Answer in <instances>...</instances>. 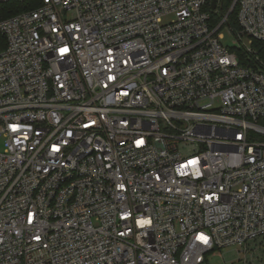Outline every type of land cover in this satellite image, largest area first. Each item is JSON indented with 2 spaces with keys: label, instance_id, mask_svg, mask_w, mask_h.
<instances>
[{
  "label": "built area",
  "instance_id": "obj_1",
  "mask_svg": "<svg viewBox=\"0 0 264 264\" xmlns=\"http://www.w3.org/2000/svg\"><path fill=\"white\" fill-rule=\"evenodd\" d=\"M211 1L0 21V264H208L264 239V64L222 45ZM236 6L254 53L264 0Z\"/></svg>",
  "mask_w": 264,
  "mask_h": 264
},
{
  "label": "trees",
  "instance_id": "obj_2",
  "mask_svg": "<svg viewBox=\"0 0 264 264\" xmlns=\"http://www.w3.org/2000/svg\"><path fill=\"white\" fill-rule=\"evenodd\" d=\"M43 0H10L7 2L0 3V21L8 19L17 14L35 10L42 4ZM235 0H219V8L215 12H211L209 6L208 11L211 12L212 22L218 25L222 19L230 12L232 5ZM238 15V6L229 14L227 25L232 30L234 35L237 37L240 27L237 20ZM254 53H248L246 49L240 48L236 49L234 52L240 59L241 63L244 65L255 64V54L264 64V43L263 42H254L252 44Z\"/></svg>",
  "mask_w": 264,
  "mask_h": 264
},
{
  "label": "rangeland",
  "instance_id": "obj_3",
  "mask_svg": "<svg viewBox=\"0 0 264 264\" xmlns=\"http://www.w3.org/2000/svg\"><path fill=\"white\" fill-rule=\"evenodd\" d=\"M170 21V18L165 19ZM219 33L223 35L222 45L229 50L248 46V39L243 38L238 41L232 30L226 26ZM208 264H264V239L249 245L246 249L236 246L225 247L207 257Z\"/></svg>",
  "mask_w": 264,
  "mask_h": 264
},
{
  "label": "water",
  "instance_id": "obj_4",
  "mask_svg": "<svg viewBox=\"0 0 264 264\" xmlns=\"http://www.w3.org/2000/svg\"><path fill=\"white\" fill-rule=\"evenodd\" d=\"M235 4H236V0L234 1V4L232 5V8H231L229 14L234 10V8H235ZM218 5H219V0H212V1H211V9H212L213 11H215V10L218 9Z\"/></svg>",
  "mask_w": 264,
  "mask_h": 264
}]
</instances>
